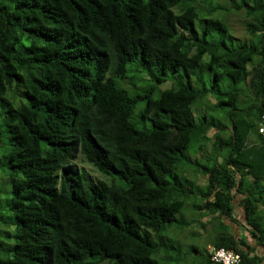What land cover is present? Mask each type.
<instances>
[{"label": "trees", "instance_id": "16d2710c", "mask_svg": "<svg viewBox=\"0 0 264 264\" xmlns=\"http://www.w3.org/2000/svg\"><path fill=\"white\" fill-rule=\"evenodd\" d=\"M263 116L264 0H0V264H264Z\"/></svg>", "mask_w": 264, "mask_h": 264}, {"label": "rangeland", "instance_id": "374dc122", "mask_svg": "<svg viewBox=\"0 0 264 264\" xmlns=\"http://www.w3.org/2000/svg\"><path fill=\"white\" fill-rule=\"evenodd\" d=\"M234 25H235V30L238 32V33H240L243 29H242V24H241V21H240V19H236L235 20V23H234ZM144 74V76L146 77V78H148V75L146 74V73H143ZM169 87V82H167V83H165V84H163L162 85V89H166V88H168ZM142 89H144V88H141V90ZM212 134H214V130H212L211 132H210V135H212ZM207 147H208V149L210 150L211 148H212V141H209L208 143H207ZM194 158V157H193ZM79 162H77L76 164H75V166H77V167H80V168H82V167H87L88 169H90V166H87L88 164H84L83 163V158H79ZM198 183L199 184H201V185H203V184H205L206 183V181H205V179L204 178H202L200 175L198 176ZM3 190H5V188L3 189ZM11 191H12V188H11ZM4 196V201H3V207L4 208H6L5 207V202L6 203H8V195L7 194H5V195H3ZM6 209H8V208H6ZM5 211H7V210H5ZM181 216V214L179 213L178 214V217H180ZM210 217H211V215L210 216H206V217H204L202 220L204 221V222H208L209 221V219H210ZM236 217H238V223L237 224H233V229L235 230V232H236V234L238 235V236H242V235H246V234H248L246 231H245V229H244V227H242V225H240V223H242V222H244V216H243V210H242V208H240V207H238L237 209H236ZM182 226H176V227H174L173 229L176 231V232H173V231H171L169 234H168V236H170V237H172V238H174L175 239V245L176 246H178V247H180V243L181 244H183V245H186L187 247H189L190 245H191V243H194V244H196V245H198L200 248H201V250L202 249H204L205 248V241H204V235H207V232L209 231V229H206V227H201V226H196L194 229H193V231L194 232H196V234H197V237H195V238H187L191 233H192V227L191 228H186V227H183V228H181ZM181 239L182 240H184V242H182L181 241ZM187 242V243H186ZM190 243V244H189ZM208 248L210 249V250H213V248H211V246H208Z\"/></svg>", "mask_w": 264, "mask_h": 264}, {"label": "built area", "instance_id": "2783aa9c", "mask_svg": "<svg viewBox=\"0 0 264 264\" xmlns=\"http://www.w3.org/2000/svg\"><path fill=\"white\" fill-rule=\"evenodd\" d=\"M260 132L264 134V116H263V122L260 126ZM239 255H235L232 252H228L227 250L220 248L214 251L213 254V260L216 263H222V264H236L239 262Z\"/></svg>", "mask_w": 264, "mask_h": 264}]
</instances>
